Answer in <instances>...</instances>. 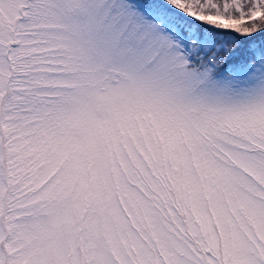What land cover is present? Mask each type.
I'll list each match as a JSON object with an SVG mask.
<instances>
[{
	"label": "snow or ice",
	"instance_id": "obj_1",
	"mask_svg": "<svg viewBox=\"0 0 264 264\" xmlns=\"http://www.w3.org/2000/svg\"><path fill=\"white\" fill-rule=\"evenodd\" d=\"M0 264H264V0H0Z\"/></svg>",
	"mask_w": 264,
	"mask_h": 264
}]
</instances>
